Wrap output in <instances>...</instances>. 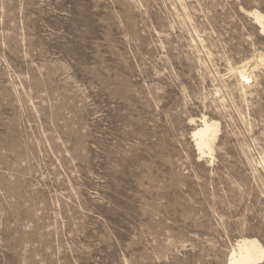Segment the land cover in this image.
I'll return each mask as SVG.
<instances>
[{
    "label": "rangeland",
    "instance_id": "1",
    "mask_svg": "<svg viewBox=\"0 0 264 264\" xmlns=\"http://www.w3.org/2000/svg\"><path fill=\"white\" fill-rule=\"evenodd\" d=\"M257 9L0 0V264H227L242 237L264 245ZM204 115L212 162L191 136Z\"/></svg>",
    "mask_w": 264,
    "mask_h": 264
},
{
    "label": "bare ground",
    "instance_id": "2",
    "mask_svg": "<svg viewBox=\"0 0 264 264\" xmlns=\"http://www.w3.org/2000/svg\"><path fill=\"white\" fill-rule=\"evenodd\" d=\"M250 13H252L255 22L258 25L260 33L264 35V13L258 9L253 10L252 12L250 11ZM249 70L247 64H244L238 68V73L245 82H248V80L252 78V74L249 72ZM247 85L248 84H246V86ZM190 125L193 126L191 136L195 143L198 154L200 157H209L212 162L214 159L215 143L220 132V122L204 115L198 120L191 118ZM262 153L264 154V152ZM263 261L264 245L261 243V241L256 237H242L238 240L236 247L232 248L227 264H261Z\"/></svg>",
    "mask_w": 264,
    "mask_h": 264
}]
</instances>
